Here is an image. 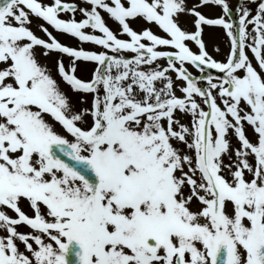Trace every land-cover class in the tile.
Instances as JSON below:
<instances>
[{
	"label": "snow or ice",
	"instance_id": "1",
	"mask_svg": "<svg viewBox=\"0 0 264 264\" xmlns=\"http://www.w3.org/2000/svg\"><path fill=\"white\" fill-rule=\"evenodd\" d=\"M83 2L0 0V264H264V0Z\"/></svg>",
	"mask_w": 264,
	"mask_h": 264
},
{
	"label": "rangeland",
	"instance_id": "2",
	"mask_svg": "<svg viewBox=\"0 0 264 264\" xmlns=\"http://www.w3.org/2000/svg\"><path fill=\"white\" fill-rule=\"evenodd\" d=\"M196 5V4H195ZM203 10H205V8H202ZM197 10L199 11V8H197ZM140 31V28L139 30ZM203 41L206 45V49L208 51V53L217 61H221L223 62L224 60L220 59L219 60V53L218 51H216L217 48L221 47L223 50L228 51L229 50V43H228V38L225 35L224 30L222 29H205L203 30ZM197 50V47L195 48V51ZM132 55V54H131ZM164 64V63H161ZM215 73V70H212ZM193 75H200V73H194ZM180 93L178 92L177 95H179ZM182 121L187 122L188 121V117H181ZM246 133L250 136L251 135V129L246 127ZM70 138V137H69ZM232 143L235 144L236 140L235 138H232ZM227 163V160L225 161Z\"/></svg>",
	"mask_w": 264,
	"mask_h": 264
}]
</instances>
